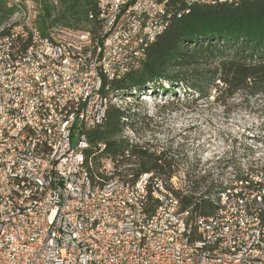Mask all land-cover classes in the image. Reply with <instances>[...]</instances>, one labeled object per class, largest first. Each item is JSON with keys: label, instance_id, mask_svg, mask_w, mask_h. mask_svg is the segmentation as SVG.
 Instances as JSON below:
<instances>
[{"label": "built area", "instance_id": "built-area-1", "mask_svg": "<svg viewBox=\"0 0 264 264\" xmlns=\"http://www.w3.org/2000/svg\"><path fill=\"white\" fill-rule=\"evenodd\" d=\"M172 1L97 0L98 30L53 25L44 35L39 2L9 0L11 23L0 26V264H264V189L248 192L233 174L212 199L216 212L194 215L163 175L137 174L135 156L128 165L102 158L91 174L88 135L120 106L113 83L166 31ZM182 1L189 11L240 0Z\"/></svg>", "mask_w": 264, "mask_h": 264}, {"label": "trees", "instance_id": "trees-1", "mask_svg": "<svg viewBox=\"0 0 264 264\" xmlns=\"http://www.w3.org/2000/svg\"><path fill=\"white\" fill-rule=\"evenodd\" d=\"M36 1L41 5L36 23L44 35L53 25L76 30H98L100 27L97 0ZM186 9L182 0L172 1L174 16L168 28L147 48L139 67L113 83V92L135 97L140 91L150 90L163 95L173 91L176 83L194 90L197 97L208 98L214 90L216 100L223 105L242 94L260 100L254 110L264 122V0L196 3L189 11ZM13 14L9 0H0V26ZM164 81L169 82L170 88L163 84ZM129 117V110L113 104L104 123L90 131L91 145L86 154L93 156L95 167L91 174H100L98 164L102 158L128 165L135 156L139 164L137 174L156 171L169 178L172 163L165 157V152L157 154L146 142H131L124 136L125 127H133V122L125 120ZM101 143L105 148L95 154ZM248 175L242 173L237 179L244 182L248 192L262 191L264 179L256 178H263L264 172L259 176ZM189 180L192 185L188 192L174 189L182 208L193 206L194 215L216 212L218 205L212 199L217 197L222 185L211 184L201 190L205 176H190ZM155 204L153 201L151 206ZM260 208L259 213L264 219V196Z\"/></svg>", "mask_w": 264, "mask_h": 264}, {"label": "rangeland", "instance_id": "rangeland-1", "mask_svg": "<svg viewBox=\"0 0 264 264\" xmlns=\"http://www.w3.org/2000/svg\"><path fill=\"white\" fill-rule=\"evenodd\" d=\"M163 84L170 88L168 81ZM174 85V92L140 91L135 97L121 96L119 102L129 110L131 117L125 120L134 127L126 126L124 136L146 142L151 151L165 152L171 160V176L165 177L169 184L186 193L190 176H205L200 188L205 190L211 184L233 181V174L237 178L242 173L250 177L264 172V122L254 110L260 100L239 94L223 105L214 90L208 98L197 97L194 90ZM77 140L75 136L74 143Z\"/></svg>", "mask_w": 264, "mask_h": 264}]
</instances>
